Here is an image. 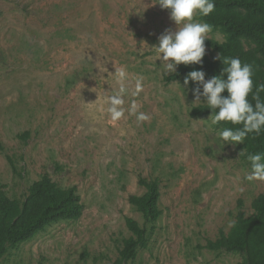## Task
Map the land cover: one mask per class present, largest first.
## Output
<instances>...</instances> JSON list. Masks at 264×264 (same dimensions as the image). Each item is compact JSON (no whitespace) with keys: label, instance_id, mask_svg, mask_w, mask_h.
I'll return each mask as SVG.
<instances>
[{"label":"rangeland","instance_id":"1","mask_svg":"<svg viewBox=\"0 0 264 264\" xmlns=\"http://www.w3.org/2000/svg\"><path fill=\"white\" fill-rule=\"evenodd\" d=\"M156 3L0 0V191L19 198L46 173L76 186L83 205L77 219L51 223L0 264H113L131 235L126 217L145 228L146 242L124 264L241 260L204 246L230 229L238 209L253 212L264 180L248 179L241 143L221 141L211 116L191 115L205 97L193 102L184 79L165 81L171 73L154 45L176 25ZM209 38L225 34L212 27ZM205 54L216 52L205 44ZM122 66L124 114L113 121L107 96L118 93L114 73ZM141 76L142 91L133 95ZM140 113L148 119L138 120ZM140 179L159 185L154 222L128 201L145 192Z\"/></svg>","mask_w":264,"mask_h":264},{"label":"trees","instance_id":"2","mask_svg":"<svg viewBox=\"0 0 264 264\" xmlns=\"http://www.w3.org/2000/svg\"><path fill=\"white\" fill-rule=\"evenodd\" d=\"M214 10L207 16H199L203 23L224 32L221 41L206 39L205 44L216 54H205L201 64L179 65L175 73L164 77L165 81L184 79L189 71L200 70L205 73V81L212 76H220L223 68L222 58H238L242 64L253 68V89L248 99L253 107L258 95L264 102V0H214ZM192 89L202 86L189 81ZM222 95L227 96L225 91ZM192 116H211L212 111L206 103L194 105ZM220 131L225 127L239 128L221 121L215 124ZM241 157L250 162L247 155L264 153V129L259 133H249L241 143ZM145 187L141 195H129L128 201L146 220L156 221L161 215L159 207L160 190L157 181L140 179ZM239 208L242 200L238 201ZM253 212L246 214L238 209L235 220L227 232L220 231L215 239H207L205 246L210 250H227L241 255L236 264H264V193L253 198ZM83 205L76 186H60L44 173L34 180L19 198H9L0 191V257L8 249H16L19 244L33 238L48 225L60 220H74L82 213ZM131 235L123 238L118 247V256L113 264H124L136 257L137 249L146 242V230L133 218L125 219Z\"/></svg>","mask_w":264,"mask_h":264},{"label":"clouds","instance_id":"3","mask_svg":"<svg viewBox=\"0 0 264 264\" xmlns=\"http://www.w3.org/2000/svg\"><path fill=\"white\" fill-rule=\"evenodd\" d=\"M161 9L169 10V18L174 21V30L165 29L154 45L158 60L162 62L166 74L175 73L179 65L201 64L205 55L206 35L212 31L208 23L197 22L194 16H207L214 10V0H157ZM224 65L220 76H212L205 81V73L200 70L189 71L184 78L183 84L188 85L189 81L202 86L193 89L194 101L199 102L202 95L206 99L208 108L212 111V123L221 121L230 122L232 125H241L239 128L225 127L219 132L221 141L233 144L242 143L249 133H259L264 129V102L260 101L258 95H253L256 101L255 106L249 102L248 96L253 89V68L250 64H242L238 58H222ZM119 84V91L115 95L107 96L109 112L113 121L119 120L124 110L121 105L124 103L123 95L127 92L125 82L128 80V72L125 67H120L114 73ZM143 77L135 81L133 95H138L143 88ZM264 88V86H261ZM227 92V96L222 93ZM135 112V105L132 106ZM140 121L148 117L140 113L137 116ZM250 162L251 174L248 179L264 180V153L247 155Z\"/></svg>","mask_w":264,"mask_h":264}]
</instances>
